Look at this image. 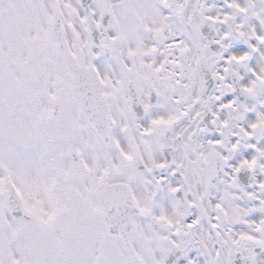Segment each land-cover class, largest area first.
Wrapping results in <instances>:
<instances>
[{
    "label": "snow or ice",
    "instance_id": "snow-or-ice-1",
    "mask_svg": "<svg viewBox=\"0 0 264 264\" xmlns=\"http://www.w3.org/2000/svg\"><path fill=\"white\" fill-rule=\"evenodd\" d=\"M0 264H264V0H0Z\"/></svg>",
    "mask_w": 264,
    "mask_h": 264
}]
</instances>
